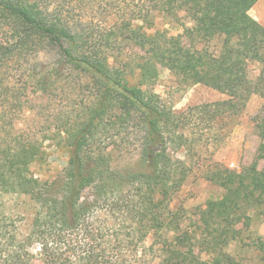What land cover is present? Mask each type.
<instances>
[{
    "label": "trees",
    "instance_id": "1",
    "mask_svg": "<svg viewBox=\"0 0 264 264\" xmlns=\"http://www.w3.org/2000/svg\"><path fill=\"white\" fill-rule=\"evenodd\" d=\"M258 1L106 0L107 21L95 27L80 23L61 0H0V194L27 195L36 206L31 230L14 233L11 247L0 245V264H31L34 244L42 264H143L147 236L168 229L171 239L149 247L157 264H264V239L257 262L249 263L226 251L223 234L211 232L204 253L177 235L171 193L189 172L171 149L187 144L192 106L176 113L153 90L163 66L226 93L194 107L212 121L239 113L255 93L264 97V25L250 14ZM158 16L181 22L189 43L153 31ZM251 63L259 66L255 79ZM73 76L84 79L87 99L78 117L58 128L70 148L62 177L43 181L31 170L40 143L17 122L32 95H50ZM258 128L264 139V116ZM132 131L140 133L138 160L125 169ZM173 135L183 140L179 147ZM208 176L225 189L208 201L213 220L264 205V170L256 165Z\"/></svg>",
    "mask_w": 264,
    "mask_h": 264
},
{
    "label": "rangeland",
    "instance_id": "2",
    "mask_svg": "<svg viewBox=\"0 0 264 264\" xmlns=\"http://www.w3.org/2000/svg\"><path fill=\"white\" fill-rule=\"evenodd\" d=\"M101 1L104 2L100 3ZM105 3L106 0H61L60 5L71 11L72 15H76L80 23L90 22L98 27L100 22L105 23L108 18L109 6ZM250 14L264 25V0L256 2ZM182 21H187V18ZM180 23L158 16L155 18L153 31H166L169 35L182 38L183 43H189ZM159 68V77L153 90L161 103L171 107L176 113L186 111L192 106L189 109L187 126L184 128L187 144L171 149L175 158L185 162L189 172L183 185L171 193V207L179 215L180 222L176 233L190 237L193 251L200 253L207 251V243L212 239L211 232L215 235L223 234L230 239L229 245L225 247L226 251L239 259L256 263L259 258L257 241L259 238L264 239V205L241 210L226 220H213L207 209L208 201L221 198L225 189L210 180L208 175L212 170L223 167L240 171L244 167L256 165L264 170V156L261 152L264 139L258 128L259 120L264 116V97L255 93L250 96L242 110L238 108L239 113L218 114V118L212 121L209 114L194 107L222 101L229 96L205 84L187 82L166 67ZM249 69L251 78L255 79L259 66L251 63ZM84 82V79H79L78 76L70 77L62 81L54 93L32 95L23 104V113L17 125L21 131L33 135L40 143L41 158L32 163L31 170L43 181L61 178L68 165L70 148L65 133L58 128L67 121H73L81 113L88 93ZM139 137L140 133L132 131L131 136L127 138L131 148L130 151H125L128 154L122 159L120 167L127 169L137 162L138 157L134 153L137 150L133 148ZM171 139L174 147L183 143L176 135ZM85 194H89V191ZM35 209V203L27 195L0 194V245L2 246L3 242L6 244L3 248L11 247L14 233L26 235L31 230ZM208 221L210 224H207ZM174 233L175 231L169 229L151 232L142 244L146 249L140 251V255L143 253V264H157L150 245L156 244L157 241L166 242L175 235ZM30 249L36 254L31 264H42L37 255L39 245L34 244Z\"/></svg>",
    "mask_w": 264,
    "mask_h": 264
}]
</instances>
